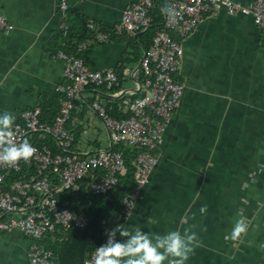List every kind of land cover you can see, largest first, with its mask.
Listing matches in <instances>:
<instances>
[{"label": "crops", "instance_id": "1", "mask_svg": "<svg viewBox=\"0 0 264 264\" xmlns=\"http://www.w3.org/2000/svg\"><path fill=\"white\" fill-rule=\"evenodd\" d=\"M135 1L73 0L64 14L60 0H0V14L14 25L0 32V113H11L15 123L28 108H47L48 117L59 110L58 86L67 81L58 55L60 36L67 33L61 26L79 14L92 34H111L110 42L81 51L86 62L121 71L122 84L116 92L90 85L80 94L67 124L71 151L108 149V131L93 102L127 114L126 101L142 93L141 60L151 45L146 30L114 31ZM256 25L252 15H231L219 6L182 41L176 74L185 85L181 104L165 128L151 181L122 225L150 236L174 230L193 236L185 264H264V31ZM35 139L59 148L51 136ZM238 220L247 228L232 238ZM29 243L19 229L0 230V264H31Z\"/></svg>", "mask_w": 264, "mask_h": 264}, {"label": "built area", "instance_id": "2", "mask_svg": "<svg viewBox=\"0 0 264 264\" xmlns=\"http://www.w3.org/2000/svg\"><path fill=\"white\" fill-rule=\"evenodd\" d=\"M71 1L60 0L62 13L69 12ZM160 1L164 4L162 27L155 31L150 48L141 60L142 93L126 101L131 116L115 117L99 99L93 102L94 111L108 131V149L88 155L71 151L74 136L67 124L76 107L75 101L87 87L95 85L110 90L120 86L121 80L114 70L93 69L84 57L64 50H59L58 55L66 63L67 81L58 86L61 107L54 120H42V109L33 107L23 110L20 120L11 126L10 139L17 145L28 142L35 151L27 160L0 161V212L8 214L6 219L0 218V230L19 229L27 236L31 264H57L54 251L41 244L47 233L64 234L70 229L87 228L88 215L61 202L58 193H77L85 189L87 193L109 196L126 171L124 154L116 149L121 144L142 150L135 159V188L122 198V209L114 217L102 221L104 243H107L110 231L116 229V233L119 232L117 225H123L136 208L159 162L158 148L165 128L181 104L185 85L176 74L184 56L182 41L197 24L221 6L231 15H252L256 26L264 31V0H255L252 4L238 0H136L124 10L114 31L135 35L148 30L154 23L153 11ZM166 7L174 8L176 15L169 17ZM61 27L66 31L69 28L66 22ZM13 29L8 18L0 14V32ZM110 41V33L95 32L81 42L78 51L95 42ZM36 135L53 137L62 151L55 153L48 145L36 144L33 140ZM96 249L89 254L86 264H94Z\"/></svg>", "mask_w": 264, "mask_h": 264}, {"label": "trees", "instance_id": "3", "mask_svg": "<svg viewBox=\"0 0 264 264\" xmlns=\"http://www.w3.org/2000/svg\"><path fill=\"white\" fill-rule=\"evenodd\" d=\"M153 15L154 23L144 33L147 38L151 39V43L155 31L162 27L161 25L164 18L163 2L162 4H157V7L153 11ZM67 22L69 28L66 34L63 33L60 36L59 48L69 54H77L85 58L84 52H79L78 47L83 40L85 41L92 36V31L86 27L88 24L87 20L83 16L77 14L74 18H71L70 16V19ZM119 72L118 76L121 80L122 72ZM120 87L121 85L110 90H107L105 87L99 88L107 92H116ZM140 95L141 93L138 96ZM109 99L110 98H107V100ZM77 102L78 99L75 103L77 104ZM106 106L108 111L115 117L131 116L129 111L127 114H123L117 108H110V103L106 104ZM58 111L53 113L51 117H48L47 115L49 112L47 111V108H44L42 120L49 122L53 121L51 119L58 113ZM35 143L40 146L47 145L46 141L38 139H35ZM51 149L55 153L62 151L60 147L58 149L52 147ZM116 149L124 154L126 171L121 175L119 185L110 192L109 196L106 197L103 195L87 193L85 189H82L77 193L72 191L58 193V198L61 202L66 203L68 206L75 207L88 215L89 225L85 230L70 229L64 234H62V232H55L47 233V235H45L41 244L54 251L57 264H86L89 254L98 246L104 244L102 221L114 217V215L122 209V198L126 193L135 188V159L142 149L130 147L125 144L119 145ZM7 217L8 214L0 212L1 219H6Z\"/></svg>", "mask_w": 264, "mask_h": 264}, {"label": "clouds", "instance_id": "4", "mask_svg": "<svg viewBox=\"0 0 264 264\" xmlns=\"http://www.w3.org/2000/svg\"><path fill=\"white\" fill-rule=\"evenodd\" d=\"M169 17L176 15L172 7L165 8ZM14 116L5 111L0 113V161L15 163L19 159L27 160L35 151L28 142L15 144L11 126ZM121 237L117 240L116 229L109 233L107 243L97 247L94 264H163L170 257L169 264H185L191 251L193 236L182 235L179 231H169L163 235L150 236L141 228L127 229L117 225ZM247 228L243 220H238L232 232V238L239 236Z\"/></svg>", "mask_w": 264, "mask_h": 264}]
</instances>
